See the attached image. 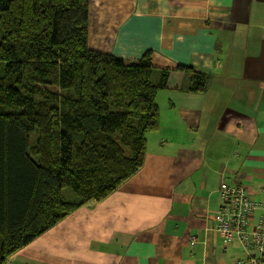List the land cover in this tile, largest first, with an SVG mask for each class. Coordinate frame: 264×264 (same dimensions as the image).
I'll return each mask as SVG.
<instances>
[{"label":"crops","instance_id":"1","mask_svg":"<svg viewBox=\"0 0 264 264\" xmlns=\"http://www.w3.org/2000/svg\"><path fill=\"white\" fill-rule=\"evenodd\" d=\"M88 47L168 70L141 169L6 264H233L215 230L221 184L264 205V0H87ZM207 91L179 90L191 74ZM160 71V70H158ZM158 94V93H157ZM157 104V102H156ZM158 105V104H157ZM263 210L254 212L256 221ZM264 264V261L261 262Z\"/></svg>","mask_w":264,"mask_h":264},{"label":"trees","instance_id":"2","mask_svg":"<svg viewBox=\"0 0 264 264\" xmlns=\"http://www.w3.org/2000/svg\"><path fill=\"white\" fill-rule=\"evenodd\" d=\"M87 30V0H0V264L113 194L159 127L170 71L150 51L136 61L93 51ZM179 69L191 74L179 90L207 91V76Z\"/></svg>","mask_w":264,"mask_h":264},{"label":"built area","instance_id":"3","mask_svg":"<svg viewBox=\"0 0 264 264\" xmlns=\"http://www.w3.org/2000/svg\"><path fill=\"white\" fill-rule=\"evenodd\" d=\"M219 207L214 213L215 230L224 243L237 241L249 254L233 264H261L264 261V205L249 198L245 189L238 185L221 184L218 189ZM263 214L254 221V212Z\"/></svg>","mask_w":264,"mask_h":264},{"label":"rangeland","instance_id":"4","mask_svg":"<svg viewBox=\"0 0 264 264\" xmlns=\"http://www.w3.org/2000/svg\"><path fill=\"white\" fill-rule=\"evenodd\" d=\"M156 70H160L161 69H156ZM155 71V76L157 75V72ZM186 72V71H185ZM153 75V79L156 80V77ZM166 91L163 90V91H160L157 95H156V98H155V101L157 102V106H158V113H164V110H165V94ZM151 134V133H149ZM63 196L65 198V200H67L68 202L72 203V202H76L77 199L76 197L71 193L70 190H64V193H63ZM89 204V203H88ZM34 226V223L32 224Z\"/></svg>","mask_w":264,"mask_h":264}]
</instances>
